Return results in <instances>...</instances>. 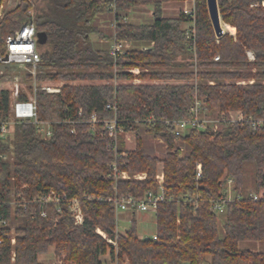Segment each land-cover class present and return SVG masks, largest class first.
Instances as JSON below:
<instances>
[{"label": "trees", "instance_id": "trees-1", "mask_svg": "<svg viewBox=\"0 0 264 264\" xmlns=\"http://www.w3.org/2000/svg\"><path fill=\"white\" fill-rule=\"evenodd\" d=\"M167 1L186 0H25L0 21L4 57L6 39L33 20L41 62L26 80L38 120L53 123L49 139L32 122H16L13 136L0 140L1 213L6 232L16 237L15 246L5 240L0 247V264H50L40 257L51 248L55 258L75 264H264V197L255 202L247 182L253 173L252 191L264 190V127L235 123L177 137L165 122L190 118L198 99L210 117L241 112L264 118V0H218L222 24L236 29L222 38L206 1L197 0L193 40L184 28L191 19L182 12L168 15ZM140 7L153 9L149 22L125 20ZM114 37L131 45L116 58L110 55ZM135 68L139 75L129 72ZM56 83L60 93L43 90ZM18 100L29 95L20 90ZM11 101V90L0 92V121L14 118ZM150 117L154 123H136ZM114 119L136 142L128 150L122 138L119 158L104 124ZM147 137L163 143L164 158L151 153ZM114 163L131 178L109 180ZM160 165L165 201L155 213L157 238L140 236L134 220L121 233L106 200L157 192ZM140 174L145 178H134ZM228 179L236 197L217 216L211 202ZM51 191L80 200L82 225H75L67 205L58 214L35 203ZM196 195L195 212L185 199Z\"/></svg>", "mask_w": 264, "mask_h": 264}, {"label": "built area", "instance_id": "built-area-1", "mask_svg": "<svg viewBox=\"0 0 264 264\" xmlns=\"http://www.w3.org/2000/svg\"><path fill=\"white\" fill-rule=\"evenodd\" d=\"M264 6V2L262 4ZM4 8V0H0V21L4 17L5 13ZM4 11V12H3ZM181 12L188 16L191 21L187 24L186 28V36L188 39L193 40L195 38V27H196V7L195 4L192 3L190 6L186 5ZM31 17L34 16V11L30 12ZM125 20H128L126 18ZM111 26L115 28L116 24L112 23ZM131 47L130 43L118 41L116 37H114L111 41L110 47V55L113 58L122 55ZM249 59L254 60V53L251 51L247 52ZM220 59L219 56L215 57L214 60L218 61ZM41 62V55L38 50L37 38H36V26L31 20L30 22L21 26L14 34L10 35L6 39V55L4 57H0V63L5 65H10L13 67H17L18 69L28 70L30 75L35 77L37 73V68ZM130 73L134 75H139L140 70L138 68L129 70ZM242 84V83H240ZM44 91L48 93H60V89H54L51 87H43ZM19 95V85L16 83L15 92L13 93L14 103L12 105V112L14 118L12 120H1L0 121V140L6 139L9 136H12L14 133L13 126L16 122H32L36 125L37 129L40 133H42V137L44 139L51 138L53 134V123L40 121L37 118V107H36V98L35 95L29 96V100L26 102H22L18 100ZM109 110L115 109V106L109 105L107 107ZM93 123L97 122V119L93 117ZM155 119L150 117L149 119L143 121H137L136 123L139 125H143L145 123H154ZM167 125L172 124L176 129V136L181 137L191 129L197 130H206L207 128H211L213 131H218L220 127L223 129L227 125H233L235 123H252L253 128L258 129L264 127V118L256 120L252 117H245L241 112H229L227 115L222 114L220 117L213 118L208 114V110L205 108L203 102L201 100H197L195 104L190 109V118L185 120H168L165 121ZM105 129L108 132L109 137L112 139V143L110 148L114 151L116 158H119L118 148L122 137H126L129 139V134L124 130L123 127L118 125V120L114 119L111 121L104 122ZM128 135V136H127ZM202 165H197L196 178L200 179L202 177ZM145 174H140L134 176L135 179H144ZM131 176L126 172L122 171L117 163L112 165V172L109 175L108 179H114V182L120 179H130ZM157 183H158V191L157 192H147L142 199H135L131 196L128 197H118L115 196L113 198H109L108 202L112 203L115 208V214L117 221L122 214L127 212H131L134 215L137 213H146L151 212L153 214L156 213L157 208L160 203L165 201L164 195V172L161 170L157 174ZM234 182L232 179L227 180L226 189L220 198L214 199L211 202L212 211L220 216L226 211L227 204L232 202L235 199V194L233 191ZM116 190V186H114ZM251 197L255 202L260 201L264 197V190L260 192H252ZM201 197L199 195L189 196L185 199L186 203H191L193 210L196 212L198 209L199 201ZM102 200V199H99ZM35 203L42 204L43 206H53L56 208L58 214H61V206L67 205L69 213L71 217L74 219L75 225H82L84 223V213L82 211L81 202L78 198H68L66 194H57L53 191L43 194L39 196V198L35 201ZM3 202L0 199V247L4 243L5 240H10L11 245L15 246L16 237L12 234L6 232V228L8 226V222L4 219L1 213V207ZM41 215L43 217H47L46 210H43ZM55 218L54 220H57ZM104 239H106V235L103 234L100 230L97 231ZM156 239V235L153 236ZM113 243L112 241H109ZM116 245L115 243H113ZM12 261H15V251H13ZM55 264H75L70 261H65L62 259H57Z\"/></svg>", "mask_w": 264, "mask_h": 264}, {"label": "rangeland", "instance_id": "rangeland-1", "mask_svg": "<svg viewBox=\"0 0 264 264\" xmlns=\"http://www.w3.org/2000/svg\"><path fill=\"white\" fill-rule=\"evenodd\" d=\"M23 1H25V0H4V8H5L4 16L6 13L11 12L14 9H16ZM26 1L28 2L29 0H26ZM192 3L195 4L196 13H197V0H186L183 3H174L172 1H167L164 8H165L168 15H177V14H179V12H181V10L186 5L190 6ZM32 11H34V9L30 10V12H32ZM152 13H153L152 8L140 7V8H137V9L130 12V15L128 17V21L138 22V23L149 22L152 19ZM226 26L227 25H224V28ZM187 27H188V25H184V28H187ZM225 29L227 32H229V30H227V28H225ZM235 35H233V36H235ZM92 39H93V41H96L97 36H93ZM254 60H251V61H254ZM27 73L30 74L28 70L18 69L17 67L5 65V64L3 65L0 63V92L6 88L11 90V92H12V101H11V106H10L11 115L13 114L12 105L15 101L13 98V93L15 92L16 83H18V85H19V91L23 90L29 96H31V94L29 92V88H30V86H32V83L28 82L26 80V74ZM211 84H213V83L211 82ZM61 86H62L61 83H56V84H53L51 86H45V87H51L54 89L59 88L60 89ZM213 118H217V116H214ZM10 120H12V118ZM221 128L222 127H220V129L218 131H221L222 130ZM128 137H129V139H127L126 137H122V138L126 144L127 149L132 150L135 148V144H136L135 136L133 134H129ZM147 143H148L149 147H151V153L153 155L158 156L161 159L165 157L166 147L163 145L162 142L155 141L151 137H147ZM162 168H163V166L160 165L159 171H161ZM247 182H248V188H249L250 192H253L252 191L253 190V173H250L248 175ZM132 220H134L136 222V228H137L140 236H142L144 238H147V237L152 238L153 236L156 235L155 233L157 232V223H156L155 214H153L151 212L137 213L136 215H134L131 212H127L125 214H122L119 218V221H118V230L121 233H124L125 229L130 228ZM40 258H41V260L46 261L50 264H55L57 262V258H55V256H54L53 248L50 249V251L47 255L41 256ZM104 260L106 262H109L110 257L106 256L104 258Z\"/></svg>", "mask_w": 264, "mask_h": 264}, {"label": "water", "instance_id": "water-1", "mask_svg": "<svg viewBox=\"0 0 264 264\" xmlns=\"http://www.w3.org/2000/svg\"><path fill=\"white\" fill-rule=\"evenodd\" d=\"M209 18L217 38H222L225 33L222 29V17L219 11L218 0H206Z\"/></svg>", "mask_w": 264, "mask_h": 264}, {"label": "bare ground", "instance_id": "bare-ground-1", "mask_svg": "<svg viewBox=\"0 0 264 264\" xmlns=\"http://www.w3.org/2000/svg\"><path fill=\"white\" fill-rule=\"evenodd\" d=\"M221 26H222V29L224 30V33L227 34L228 32L226 31L225 28H227V30H229V33L231 32V34H236V29L235 28H232L231 26H226L224 28V24L221 23Z\"/></svg>", "mask_w": 264, "mask_h": 264}, {"label": "crops", "instance_id": "crops-1", "mask_svg": "<svg viewBox=\"0 0 264 264\" xmlns=\"http://www.w3.org/2000/svg\"><path fill=\"white\" fill-rule=\"evenodd\" d=\"M229 33V32H228ZM231 34V33H230ZM233 35V34H232ZM235 35V34H234ZM125 217V216H124ZM156 234V233H155Z\"/></svg>", "mask_w": 264, "mask_h": 264}]
</instances>
